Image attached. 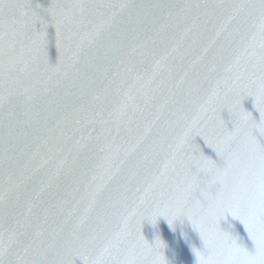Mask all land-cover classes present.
Returning a JSON list of instances; mask_svg holds the SVG:
<instances>
[{"label": "snow or ice", "instance_id": "6c2138e0", "mask_svg": "<svg viewBox=\"0 0 264 264\" xmlns=\"http://www.w3.org/2000/svg\"><path fill=\"white\" fill-rule=\"evenodd\" d=\"M0 264H264V0H0Z\"/></svg>", "mask_w": 264, "mask_h": 264}, {"label": "water", "instance_id": "95a60500", "mask_svg": "<svg viewBox=\"0 0 264 264\" xmlns=\"http://www.w3.org/2000/svg\"><path fill=\"white\" fill-rule=\"evenodd\" d=\"M52 56H53V58H55V55H56V53H55V50L53 49V51H52ZM247 107L251 110L252 109V104L249 102L248 104H247Z\"/></svg>", "mask_w": 264, "mask_h": 264}]
</instances>
